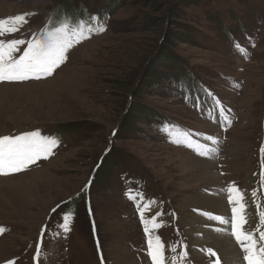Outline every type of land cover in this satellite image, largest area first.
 Segmentation results:
<instances>
[{
  "label": "rangeland",
  "instance_id": "374dc122",
  "mask_svg": "<svg viewBox=\"0 0 264 264\" xmlns=\"http://www.w3.org/2000/svg\"><path fill=\"white\" fill-rule=\"evenodd\" d=\"M18 14H27V23L0 39L31 40L91 16L106 31L70 49L50 77L0 82V135L39 131L60 141L47 159L0 175H21L0 181L9 201L0 196V264H101V255L103 264H151L139 198L130 199V190L154 201L145 216L159 213L155 234L169 258L186 244L183 264H214L216 257L202 250L208 247L189 233L203 227L195 223L204 212L191 201L220 195L228 204L234 182L249 203L256 191L264 208L257 176L264 0H0V19ZM209 96L230 109V126L212 110ZM169 126L199 134L197 141L213 134L218 140L219 131L228 140L202 157L171 142ZM191 161L211 163L216 180ZM69 210L74 217L65 232L60 225ZM224 225L209 229V236L230 235ZM168 245H177V253Z\"/></svg>",
  "mask_w": 264,
  "mask_h": 264
},
{
  "label": "snow or ice",
  "instance_id": "6c2138e0",
  "mask_svg": "<svg viewBox=\"0 0 264 264\" xmlns=\"http://www.w3.org/2000/svg\"><path fill=\"white\" fill-rule=\"evenodd\" d=\"M27 14H18L14 17L0 19V37L10 35L20 31L27 23ZM106 31V26L96 16H91L87 21L81 19L77 22H64L57 27L45 32L40 37H34L31 40L0 39V82H25L32 79L40 80L53 75L66 60L67 53L74 46L84 40L90 39L94 34H100ZM21 52V46L25 45ZM254 46V45H253ZM236 49L242 54H246V49L238 42ZM19 53V55H17ZM219 104V102H217ZM220 116L231 125V120L227 118V113L221 107ZM167 135L171 142L178 145L183 144L192 149L196 154L202 157H210L213 152L218 151L215 148H209L206 143H201L193 139L194 134L187 130H180L178 126H169ZM204 140L217 144L218 141L213 136H205ZM59 138L54 135H43L39 131L24 132L19 135H0V175H9L26 170L30 165L40 159H47L53 150L58 147ZM261 184L264 185V146H261ZM91 181H89V184ZM89 185H85L82 192H87ZM80 194L78 193L77 196ZM130 199L137 202V210L140 214L141 222L144 225V232L147 237V255L151 259V264H183L187 256L186 244L181 245V251L170 258L166 255V245L156 230L161 227L157 215L150 218L145 216L146 212L151 211V205L154 201L145 200L140 192L133 193L131 190L127 193ZM251 197L256 208L258 223L255 227H249L251 217L248 212L249 204L245 198L243 190L239 189L233 182L227 187V200L230 206V218L225 219L219 215L202 212L210 220H215L220 224L230 225L232 236L240 245L244 255L243 261L246 264H264V210L260 203L256 201L257 192L252 191ZM69 201L63 203H70ZM57 207H60L58 205ZM53 212L56 211L54 208ZM74 217V211H66L60 227L65 232L70 231L71 221ZM45 229H42L43 236ZM5 231L0 227V234ZM220 231V229H216ZM258 234V236H257ZM42 243V241H41ZM177 245H168L167 251L177 253ZM99 250V245H98ZM209 256H215L214 264H221L219 256L213 247L202 249ZM41 244L37 245V260L41 255ZM8 264H14L9 261ZM101 264L103 256L101 255ZM231 264V262H225ZM235 264H239L236 261Z\"/></svg>",
  "mask_w": 264,
  "mask_h": 264
},
{
  "label": "bare ground",
  "instance_id": "6f19581e",
  "mask_svg": "<svg viewBox=\"0 0 264 264\" xmlns=\"http://www.w3.org/2000/svg\"><path fill=\"white\" fill-rule=\"evenodd\" d=\"M30 84L35 85V83H30ZM38 84H40V83H38ZM6 85L3 84V86H6ZM0 87H2V86H0ZM3 96H5L3 94V92L0 93V98H3ZM191 164L197 165L196 169H198V170L200 169L201 171L206 170L207 174L211 175L212 177L214 176L211 172L213 169V165L211 163L204 162V163L199 164L197 162L194 163L193 161H191ZM192 167H194V166H191V168ZM20 176L21 175L16 176V177H11L10 179H0V181L12 180V179L18 178ZM215 180H216V178L213 177V181H215ZM217 195H219V193H217ZM0 196L1 197L3 196V198H4L3 200L6 202V204H9V201L5 198V195L3 194V192L0 194ZM221 197L222 196H220V195L218 197L217 196H213V197L203 196L202 199H193L191 201L192 202L191 206L196 208V210H201V212L204 211L205 213H211L213 215H219V216H222V217L228 219L230 216V209H229L226 201ZM188 199H190V198H188ZM247 201L249 204L248 209H250V211H249V215L251 217L250 225H251V227H255L256 224L258 223V217L256 215L255 210L253 209L252 203H249L250 200H247ZM202 218L203 219L199 218L200 220L199 221L197 220V223H195V224H198V225L201 224L203 227L202 228H199V226L195 227V229L190 230L189 233L197 234V237H198L197 239H199V242H201L202 245H204L203 246L204 248L205 247H213L214 250L217 252V256H219V258H220L221 264H225L226 261L231 262V264H235L236 261H239V264H246V262L243 261V255H244L243 251L237 245H235L233 243V241L235 240L234 236H232L230 233H229L230 235H228V232L226 234H220L216 238L214 236H209V234H208V231H209V229L211 231V228H223L224 229V227H226L227 225L225 226L224 224H220L219 222H216L215 220H210L208 217L205 218L204 215ZM189 243L192 244L190 239H189ZM200 248H201V246H200ZM194 257L197 259L200 258L197 255Z\"/></svg>",
  "mask_w": 264,
  "mask_h": 264
},
{
  "label": "trees",
  "instance_id": "16d2710c",
  "mask_svg": "<svg viewBox=\"0 0 264 264\" xmlns=\"http://www.w3.org/2000/svg\"><path fill=\"white\" fill-rule=\"evenodd\" d=\"M179 1H183L186 5H191L195 2V0H179ZM76 17L78 18L79 16L77 15Z\"/></svg>",
  "mask_w": 264,
  "mask_h": 264
}]
</instances>
